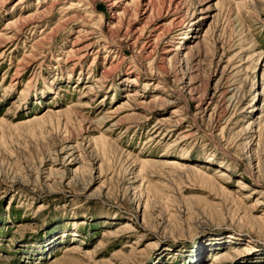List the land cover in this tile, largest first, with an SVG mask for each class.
Instances as JSON below:
<instances>
[{
  "label": "rangeland",
  "instance_id": "obj_1",
  "mask_svg": "<svg viewBox=\"0 0 264 264\" xmlns=\"http://www.w3.org/2000/svg\"><path fill=\"white\" fill-rule=\"evenodd\" d=\"M19 2L0 0V264H264V0Z\"/></svg>",
  "mask_w": 264,
  "mask_h": 264
},
{
  "label": "bare ground",
  "instance_id": "obj_2",
  "mask_svg": "<svg viewBox=\"0 0 264 264\" xmlns=\"http://www.w3.org/2000/svg\"><path fill=\"white\" fill-rule=\"evenodd\" d=\"M26 0H20V2L19 3H24ZM78 2V4H81V2L82 1H77ZM85 2V1H84ZM46 3V2H45ZM109 3L111 4L110 6H111V8L113 9H120L121 10V12L122 13H120V14H118V16L119 15H121L122 17H125V9H124V2H123V0H109ZM78 4H76V3H71V4H69V7L67 8L68 9V11L69 10H73L75 7H79V5ZM40 5V4H39ZM46 4H44V5H42L41 7L40 6H38L36 9H35V11L34 12H31V13H29L28 14V16H25V17H22V18H19V19H17V20H15V21H12L10 24H9V26H8V28H18V26L20 25V24H22L23 25V27H21L20 29H23L24 27H26L27 25L28 26H30V25H34L35 26V24L37 23L38 24V22H41L42 20H44V19H47V18H49L50 16H52V14H53V12H54V10H55V6H45ZM81 6H83V5H81ZM123 7V8H122ZM61 13H65V8H63V10L61 11ZM68 13V12H67ZM200 13H202V12H200ZM117 14V13H116ZM116 14H114V15H116ZM65 17H66V13L64 14V17L63 18H61V20H60V23L57 25V27L55 28V29H53V30H51V32L52 31H57L58 30V28L60 27V24L62 23H66L65 21H71L70 19H72V18H68V19H65ZM195 17V16H194ZM193 17V18H194ZM64 19H65V21H64ZM74 19V18H73ZM195 19V18H194ZM73 21V20H72ZM202 21V20H201ZM8 28H6L5 30H7ZM4 30V31H5ZM9 30V29H8ZM80 30V29H79ZM16 33V32H15ZM79 34V37H84L85 35H83L82 33H83V30L81 29L79 32H78ZM85 34H87L88 35V32H84ZM51 33H47V35H46V37H49V35H50ZM90 34V33H89ZM14 33H5V34H2V33H0V36H1V38H0V40H2V38H6V39H8V40H10L11 39V41H13L14 40ZM42 35V34H41ZM141 38V36L138 38V39H140ZM77 41H75L74 42V44L72 45L73 47L71 48V50L68 52V57H70L71 55H74V56H76V55H79L84 49H90L91 47H93L92 45V43H89V44H87V45H84V47H82V48H78V49H76L77 47H79V46H77ZM33 47V49H35V47H36V43L32 46ZM90 93V92H89Z\"/></svg>",
  "mask_w": 264,
  "mask_h": 264
}]
</instances>
